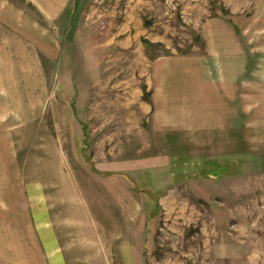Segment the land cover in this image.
I'll use <instances>...</instances> for the list:
<instances>
[{
	"label": "rangeland",
	"instance_id": "rangeland-1",
	"mask_svg": "<svg viewBox=\"0 0 264 264\" xmlns=\"http://www.w3.org/2000/svg\"><path fill=\"white\" fill-rule=\"evenodd\" d=\"M9 1L33 33L4 67L0 264H264V161L160 147L145 83L209 19L264 44V0Z\"/></svg>",
	"mask_w": 264,
	"mask_h": 264
},
{
	"label": "crops",
	"instance_id": "crops-1",
	"mask_svg": "<svg viewBox=\"0 0 264 264\" xmlns=\"http://www.w3.org/2000/svg\"><path fill=\"white\" fill-rule=\"evenodd\" d=\"M28 1L56 18L72 0ZM20 15L12 2L0 0V147L4 67L9 75L19 58L20 35L27 40L33 33V22L20 26ZM202 34L204 53L150 61L145 83L155 140L176 154L224 166L264 161V44L251 42L242 27L222 18L209 19Z\"/></svg>",
	"mask_w": 264,
	"mask_h": 264
}]
</instances>
